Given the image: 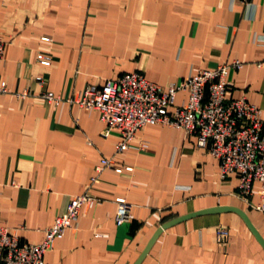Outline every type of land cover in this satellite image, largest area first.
Segmentation results:
<instances>
[{
    "label": "crops",
    "instance_id": "1",
    "mask_svg": "<svg viewBox=\"0 0 264 264\" xmlns=\"http://www.w3.org/2000/svg\"><path fill=\"white\" fill-rule=\"evenodd\" d=\"M0 36L8 89L0 95V223L21 243L38 244L73 197L88 191L101 200L80 209L45 264H136L172 221L139 264H264V213L252 208L264 201L259 184L241 199L237 179H221L194 136L160 125L137 131L117 156L131 173L96 174L119 138L102 135L97 112L69 102L121 75L166 87L239 60L227 74V97L244 98L264 121V0H0ZM47 92L59 106L41 100ZM186 99L177 93L175 105ZM117 198L131 206L122 226ZM220 208L242 212L263 245L237 212L213 211ZM217 228L228 232L222 244Z\"/></svg>",
    "mask_w": 264,
    "mask_h": 264
},
{
    "label": "built area",
    "instance_id": "2",
    "mask_svg": "<svg viewBox=\"0 0 264 264\" xmlns=\"http://www.w3.org/2000/svg\"><path fill=\"white\" fill-rule=\"evenodd\" d=\"M48 41V39H44ZM5 42L0 36V64L3 60ZM37 62L49 67V57L37 55ZM242 66L239 60L231 65H222L192 74L178 84L166 87L154 84L140 73L121 75L107 81L100 89H86L74 101L80 109L95 111L106 125L103 136L115 131L119 138L112 158L102 159L96 174L111 169L116 174L131 173L132 167L116 165L117 156L129 149L137 131L160 125L180 130L196 138L199 148L205 150L219 165L221 179L235 177L238 182L237 195L247 200L252 196L253 184H259V195L264 197V121L261 111L244 98L228 99L227 74L230 69ZM40 80V79H38ZM185 92L187 99L175 105L177 93ZM8 89L0 82V95ZM28 96L24 92L18 97ZM41 100L53 107L62 100L51 92L41 95ZM145 148V145H141ZM96 182V176L90 184ZM101 200L88 191L73 197L66 210L55 217L51 226L44 231V239L38 244L21 243L8 227L0 223V264H45L44 255L56 240L61 239L66 230L77 219L82 207H93ZM117 211L115 224L122 226L130 221L131 206L123 198L115 199ZM252 208L264 213V201ZM215 240L224 243L228 232L217 228Z\"/></svg>",
    "mask_w": 264,
    "mask_h": 264
},
{
    "label": "water",
    "instance_id": "3",
    "mask_svg": "<svg viewBox=\"0 0 264 264\" xmlns=\"http://www.w3.org/2000/svg\"><path fill=\"white\" fill-rule=\"evenodd\" d=\"M226 210H232L234 212H237L241 218L245 221V223L247 224V226L251 229V231L254 233L255 237L257 238V240L263 245L261 239L258 237V235L254 232V230L252 229L247 217L240 211L236 210V209H231V208H220V209H217V210H213L214 212H221V211H226ZM208 212H211V211H206V212H203L204 213H208ZM198 214H201V213H198ZM189 217V216H188ZM188 217H185V218H188ZM183 218V219H185ZM183 219H179L177 221H180V220H183ZM176 221H172L170 223H167L165 225H162L160 228L157 229V231L155 232V234L153 235L149 245L147 246V248L145 249L144 253L142 254V256L140 257L139 261L136 263V264H139L140 260L142 259V257L146 254L147 250L150 248V246L152 245V243L156 240V238L165 230H167L168 228H170Z\"/></svg>",
    "mask_w": 264,
    "mask_h": 264
}]
</instances>
